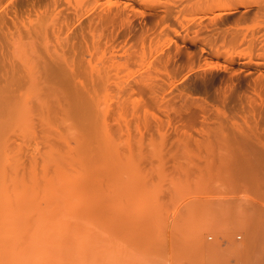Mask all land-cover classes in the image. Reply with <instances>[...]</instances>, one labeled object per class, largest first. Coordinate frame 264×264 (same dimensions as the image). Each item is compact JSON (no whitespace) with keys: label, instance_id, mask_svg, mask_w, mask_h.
<instances>
[{"label":"bare ground","instance_id":"6f19581e","mask_svg":"<svg viewBox=\"0 0 264 264\" xmlns=\"http://www.w3.org/2000/svg\"><path fill=\"white\" fill-rule=\"evenodd\" d=\"M135 148L173 161L126 185ZM192 187L172 247L241 226L223 256L264 264V0H0V264H108L111 223L143 242Z\"/></svg>","mask_w":264,"mask_h":264},{"label":"rangeland","instance_id":"374dc122","mask_svg":"<svg viewBox=\"0 0 264 264\" xmlns=\"http://www.w3.org/2000/svg\"><path fill=\"white\" fill-rule=\"evenodd\" d=\"M148 148H150V147H148ZM148 148L142 149V150L141 149H137L136 150V148H135L134 151L135 152L137 151V153L139 154V155L138 154H135V155H138V157H139L138 159H137V156H135L134 153H132L133 151L130 152L129 150H127L126 153H124V157L125 158L123 157L124 158L123 159V161H124L123 166H124L125 173H126L125 174V177H127V178H125V180H126L125 184L126 185H129V186L132 185L133 180H134L135 175H136V168L137 167L145 168V167H147V165H149L150 168H151V166L155 164V161L156 160L159 161L160 159H166V160L173 161V157L172 156H170L167 159V157L169 155V153L166 152L167 149H165V150H163V149L161 150L159 148L153 149L154 150V153L156 154V155L154 154L155 155V157H154L153 154L152 155H149V153H148L149 151L146 152L148 150ZM153 150L151 151L152 153H153ZM167 153H168V155H166ZM147 156H151V158L150 159H149V157L146 158ZM135 157H136L137 161L135 160ZM125 159H126V161H125ZM146 159H147V161L149 159L148 162H151V163H147ZM153 161H154V164H152ZM125 162H126V164H125ZM148 167L146 168L147 170H149ZM169 180L171 182V179H169V178H168L167 182ZM194 190H196V192H194ZM199 195H201L202 199H204L209 194H206L204 192H200L199 190H197L194 187H192V189H189V190L188 189H184L183 191H181L178 194V196H176V197H178L177 199H176V197L175 198H170L169 197L170 198L169 200L171 201L170 203L165 201V200H168L167 198L166 199L165 198L164 199L162 198L165 201L164 202L165 204L162 203L163 201L161 199H159L158 201L154 202L153 204L146 205L145 210L148 212L149 215H153V218L148 221V225H147V230H149L151 232V235H150V238L149 239L147 238L146 240H144L143 242H140L138 244L133 243V229H134V226L133 225H131V224L128 225V227L125 229V232H124L123 236L121 238H118L116 236V234H115V231H114V229L112 227V223H111V229H110V235H109V259H108V264H130V263L131 264H137L138 261H136V260H138V258H140L138 256H141V257L143 256L142 258H140V260H141L142 263L141 262H138V264L139 263H141V264H143V263L144 264L145 263L146 264H159L160 263L161 264L162 263V260H163V263L162 264H178L176 260H178V262L180 263V262H182V260L184 258L186 260L184 259L183 262L184 261H186V262L189 261V262L192 263V261L197 260V262L194 261V263H192V264H195V263L196 264H199V263H201V264H206L207 263L208 264V261H206V260H211V261H213L215 263H220V264H228L230 260H226V259H229V258H225V257H227V255L223 256L224 255V251L223 250H226L227 247L228 248H232V249H239L238 246L241 249V246L243 245V243L246 242V234H245L246 232H245V229L243 227H241V226H232L231 225V227L228 226L227 229H225L224 231H222V230L219 231V230H217L219 228H216V227L205 228V227H203L201 225L203 223L201 220L199 221V219H196V221H195L194 219L196 217H194V215L193 216L190 215V217L188 216V218L185 219L186 221H188V223H192V222L194 223V221H195L196 224H197L198 221H199L198 223H201V224H198L199 226L196 225V224H194V225H196V226L199 227V230L198 231H196L197 230V227L193 226V224H192L193 229H195V232H197V233H195L197 235V236H195V238H197V239L195 241V238H194L193 242L195 241L196 242V245L197 244L200 245V246L197 245L198 246L197 247L198 249L201 248L200 250H198L199 252L197 251V254L188 252V254H191V255H188L189 257H191V258L194 257L193 259H189L188 256H186L187 254L185 255V254H182L181 253L182 250L180 248H175V245H174V248L172 247V245L174 244V242H173L172 245L170 244V242L172 243V241L169 238H173L174 237L172 235V233L174 234V232H175L174 229H177L176 226L179 225L178 224L179 219H178L177 216L180 215V214H183V213H181L182 211L180 209H183V212H185L186 214H189V213H192V211L195 208L196 209L199 208L202 204H203V207H207V206L204 205V203H203L204 201L203 200L202 201L201 200L200 201H197V200H199V198H201ZM250 195H253L254 196V194H252V193ZM186 196H187V198H185ZM180 197H181L182 200L181 201H178V199L180 200ZM183 197L186 199V201H185V199L183 200ZM191 198L192 199L193 198L194 199L196 198L197 200L196 201H191ZM180 206H182V207H180ZM127 208H128L129 211H126V215L125 216H126L127 221H128L129 218H130V211H132V208L133 207L131 208V206L128 205ZM184 210H186V211H184ZM172 215L174 216V218H173ZM188 219L189 220L193 219V221L192 222L191 221L189 222ZM186 224H187V222H186ZM161 225H164V226H161ZM171 226L174 227L173 230H172V227ZM163 227H165L164 228L165 230H163ZM171 230L173 231L172 233H171ZM154 232H155V235L152 234ZM165 232H166V234H165ZM170 233H171V235H170ZM239 234L242 235L241 239H237L236 238L237 235H239ZM153 235L155 237L152 238ZM221 235H222V237L224 236L222 238V240L224 239L223 241H220L219 240L220 239L219 237H221ZM209 236H212V239H209ZM118 239H120L119 242H117ZM225 239H227V241ZM236 239L238 241H236ZM123 241H124V243H122ZM211 241H212V243H211ZM225 241H226V243H225ZM195 242H194V244H195ZM160 243H163V251H161V252H159L157 249L154 248L155 245H159ZM217 248L218 249L219 248L222 249V251H220V253H218L219 250ZM178 249L180 250V252L178 251ZM215 250H217V251H215ZM138 251L141 252V254L139 253L140 255L137 254ZM213 254L215 256V259L213 257ZM219 254H221L222 256L219 255ZM171 255H172V257H173L174 260L171 258ZM178 255H180V256L182 255L183 258L180 257V256H178ZM192 255H193V257H192ZM194 255L197 256L198 258L195 257ZM176 256H178L180 258H176ZM185 256L188 258V260H187V258ZM206 256L209 259H207ZM220 256L221 257H224V263L222 262L223 258H221ZM149 257L150 258L153 257L155 259L153 260V258L150 259ZM143 258H145V259H143ZM195 258H197V259H195ZM230 258H231V262L232 263H229V264L235 263L234 259H232V257H230ZM158 259L161 260V261H159ZM169 259H171V260H169ZM165 260L168 261V262H166ZM198 260H199V262H198ZM225 260L228 261V262H225ZM149 261H150V263H149ZM125 262H127V263H125ZM209 264H213V263L212 262L211 263L209 262Z\"/></svg>","mask_w":264,"mask_h":264}]
</instances>
